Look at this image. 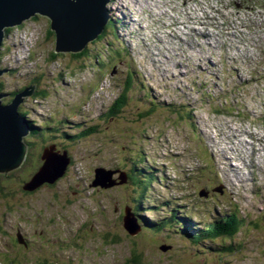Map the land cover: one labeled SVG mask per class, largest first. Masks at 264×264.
Wrapping results in <instances>:
<instances>
[{"label": "rangeland", "instance_id": "1", "mask_svg": "<svg viewBox=\"0 0 264 264\" xmlns=\"http://www.w3.org/2000/svg\"><path fill=\"white\" fill-rule=\"evenodd\" d=\"M110 6L114 44L128 50L111 74H99L91 58L52 61L54 35L41 15L5 35L3 103L33 86L18 111L47 133L28 135L23 166L0 175V264H132L134 255L139 264H264V139L255 141L264 137V0ZM213 14L229 34L208 27L210 38L193 39L187 15L204 24ZM245 55L250 63L239 64ZM182 71L183 80L172 76ZM122 93L119 112L112 104ZM52 144L71 160L64 176L21 190ZM97 168L119 169L117 184L91 186ZM125 172L129 180H119ZM126 207L142 225L134 236L123 227ZM232 214L240 220L234 236L197 238Z\"/></svg>", "mask_w": 264, "mask_h": 264}, {"label": "water", "instance_id": "2", "mask_svg": "<svg viewBox=\"0 0 264 264\" xmlns=\"http://www.w3.org/2000/svg\"><path fill=\"white\" fill-rule=\"evenodd\" d=\"M112 0H0V49L5 38V30L18 27L26 21L41 15L49 21V29L54 35L55 54H77L96 40L111 21L108 5ZM8 70L0 68V76ZM32 87V88H31ZM34 87L25 88L14 96L11 103H3L5 94L0 93V174L7 175L18 169L27 155L24 138L30 132V121L18 112L22 96H31ZM44 149L42 166L22 189L34 191L44 183L53 184L62 178L70 164L67 152H53ZM118 170H94L91 186L109 188L116 180L112 178ZM126 180L122 173L119 180ZM221 192V188H218ZM125 231L134 236L140 231L137 218L126 207L122 218ZM19 237V236H17ZM166 247V246H165ZM163 247V250L168 248Z\"/></svg>", "mask_w": 264, "mask_h": 264}, {"label": "trees", "instance_id": "3", "mask_svg": "<svg viewBox=\"0 0 264 264\" xmlns=\"http://www.w3.org/2000/svg\"><path fill=\"white\" fill-rule=\"evenodd\" d=\"M35 18L36 17H34L33 19H35ZM108 28H111V30H107ZM10 31H11V29H6L5 35H8ZM104 31L105 32L100 37H98L97 40L95 41V43H98V44L100 42H103V44L105 45V49H103V51H101V50L100 51H94L95 49H97V47H96V46H98V44H97L96 46H90V47L86 46V48L80 53L70 54L72 59L76 60V61H79L83 58H91L95 62V66L97 67L98 73L101 75H104L106 73V69L108 67L110 69L111 67L115 66L116 61H117V63L125 61V59L127 57V53H128V50L126 47L124 48L125 52L122 53L121 50H119L118 47L116 48V45L114 44V42L116 40H118L119 38H118V35L116 33L117 29L115 27V23H114L113 19L111 20V22L108 24L106 30H104ZM108 33L111 35H109ZM50 34H52V33H50ZM105 35H108V36L105 37ZM59 56H64V55L63 54H55L53 52L51 54V60L56 61ZM37 79H35V80H37ZM130 81H131L130 79L127 80V83H126L127 87L126 88H130ZM125 95L127 96V93L120 94V96L112 104V108L114 110H117L120 112L121 108H123L125 101H126ZM34 96L38 97V98H44L45 92L43 91V89L36 88ZM21 115L25 116L24 113ZM113 115L115 116L117 114H115L114 111L110 110L108 116L112 117ZM184 117H185V115H184ZM188 117L190 118L191 114H188ZM31 127H32V125H30V128ZM42 128H44V127H42ZM42 128H36L35 127L30 132H34L33 135L38 136V138L41 139L44 135H46L45 133H47V131L41 130ZM30 132H29V137H30ZM42 132H44V135ZM39 135H41V136H39ZM53 136L54 135H52L51 137H53ZM63 136H64V134H63ZM66 138H68V137L66 136ZM117 170H119V169H117ZM131 179L134 180L136 183V180L133 179V177ZM128 180H129V175H128ZM25 183L26 182H24L22 184V187L24 186ZM137 183L139 184L140 181H138ZM239 228H240V220L238 219L237 215L232 214V215L228 216L227 219H225L223 222L222 221L219 223L215 222L214 224L211 223L210 225L205 227L204 230L202 232H200V236H197V238L198 239L205 238V239H209V240H214V239L221 237V236L232 237L237 233ZM138 258L139 257L134 255L132 264H139Z\"/></svg>", "mask_w": 264, "mask_h": 264}, {"label": "bare ground", "instance_id": "4", "mask_svg": "<svg viewBox=\"0 0 264 264\" xmlns=\"http://www.w3.org/2000/svg\"><path fill=\"white\" fill-rule=\"evenodd\" d=\"M187 17H188V20H192V18L191 17H189L188 15H187ZM206 18H208V16L206 17ZM114 21V20H113ZM188 26L189 27H194L191 23H189L188 24ZM189 30V32H190V34H191V37L194 39V37H195V35H194V33L196 32L195 30H193V29H188ZM201 34V33H200ZM206 37H210V35L209 34H206L205 35ZM180 39L182 40V41H187V33H183L181 36H180ZM206 40V39H205ZM207 44V43H206ZM207 47H209V45H206ZM263 46V45H262ZM176 66H179L180 67V63H177L176 65H175V67ZM138 69H140V68H138ZM131 73H133L132 71H131ZM186 74H188L187 72H178V73H176V74H174L173 73V75L172 76H178L179 78H181L182 80H183V78H184V76L186 75ZM225 101V100H224ZM224 105V104H223ZM225 105H226V103H225ZM74 124H75V126L76 127H81V122L80 123H75L74 122ZM26 145H27V154H29L28 153V150H29V146H31L32 144L30 143H26ZM50 148H54V150H53V152H58L59 150H58V148L56 147V145H54V144H52V146H50V145H47L46 147H43V149H42V151H41V156H42V154H43V151H44V149H50ZM59 152H61V151H59ZM41 156H40V159H41ZM181 156L183 157V153L181 154ZM26 157V156H25ZM28 157V156H27ZM26 157V158H27ZM68 157V156H67ZM182 157H181V159H182ZM24 160H25V158H24ZM24 162V161H23ZM23 162H22V164H23ZM21 164V165H22ZM23 166V165H22ZM42 166V165H41ZM40 166V167H41ZM21 167V166H20ZM19 167V168H20ZM39 167V168H40ZM18 168V169H19ZM39 168H38V170H39ZM17 170V169H16ZM15 171V170H14ZM9 174V173H8ZM0 175H2V174H0ZM32 177H33V175H32ZM31 177V178H32ZM24 187V186H23ZM22 187V188H23ZM21 190H23L24 191V189H21Z\"/></svg>", "mask_w": 264, "mask_h": 264}, {"label": "flooded vegetation", "instance_id": "5", "mask_svg": "<svg viewBox=\"0 0 264 264\" xmlns=\"http://www.w3.org/2000/svg\"><path fill=\"white\" fill-rule=\"evenodd\" d=\"M98 43H91L90 45L91 46H96ZM115 69H116V65L115 66H113V67H111L110 69H109V67L106 69V73H108V74H111V72L112 71H114L115 72ZM9 70V69H8ZM10 71V70H9ZM8 71V72H9ZM120 73H123V72H120ZM32 125V127H31V130L33 129V128H35V126L33 125V124H31ZM34 132H30V137H34ZM30 144V143H29ZM25 245H26V247H28V244L25 242Z\"/></svg>", "mask_w": 264, "mask_h": 264}]
</instances>
